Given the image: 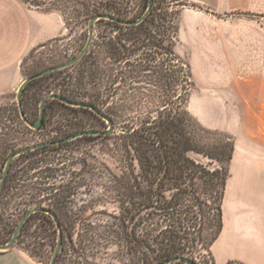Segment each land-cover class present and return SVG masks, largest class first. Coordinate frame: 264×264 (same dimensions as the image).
Wrapping results in <instances>:
<instances>
[{
    "label": "trees",
    "instance_id": "trees-1",
    "mask_svg": "<svg viewBox=\"0 0 264 264\" xmlns=\"http://www.w3.org/2000/svg\"><path fill=\"white\" fill-rule=\"evenodd\" d=\"M129 4L130 0H106V3L100 0L95 11L117 19L136 20L148 9L149 0H144L141 12L134 17H129ZM182 4L186 3L154 0L148 17L135 25L100 19L98 22L109 26L107 35L98 44L107 52V73H100L98 67L89 64L86 54L76 64L80 67L78 75H63L65 69L55 71L29 83L23 93L24 109L30 119L26 91L30 85L41 82L47 84L49 91L40 105L54 93L93 104L105 112L99 88L92 93L88 86L107 76L105 113L115 125L114 131L107 134V155L111 161L107 163V197L121 210V217L115 216L119 223L112 222L111 233L142 264H157L178 255L195 260V254L220 237L230 164L235 155V143L230 136L204 128L188 109L195 83L191 65L177 51ZM58 75L61 79L54 88L51 81ZM55 106L98 116L89 108L73 107L54 98L46 104L42 126L51 117L50 108ZM82 126L67 124L62 128L63 138L87 130ZM32 165L30 170L35 169L36 163ZM10 173L0 199L8 188ZM43 185L35 181L25 185L34 192L31 201L38 199L37 195L45 189ZM68 186H64L63 194L52 204L36 203L55 212L63 230L64 217L75 204ZM88 207L89 204L82 205L77 210ZM89 253L85 249L78 251V256L83 259ZM237 263L245 264L239 261L227 264Z\"/></svg>",
    "mask_w": 264,
    "mask_h": 264
},
{
    "label": "rangeland",
    "instance_id": "rangeland-1",
    "mask_svg": "<svg viewBox=\"0 0 264 264\" xmlns=\"http://www.w3.org/2000/svg\"><path fill=\"white\" fill-rule=\"evenodd\" d=\"M21 1L34 10L57 14L63 28L58 36L34 46L16 75H0V85L8 86L0 88V182L13 153L22 148L63 138L62 128L67 124L78 123L87 130L109 128L107 120L100 116L83 111L63 110L56 106L50 108L51 117L40 129L30 127L22 119L17 100L19 86L27 77L64 63L81 52L89 38L90 19L99 14L95 11V4L100 0ZM180 1L187 5L181 6L177 51L191 65L195 83L188 109L204 128L230 136L236 151L235 134L220 125L210 127L201 119L210 125H218L222 122L221 115L223 118L227 117L231 109L237 111L246 105L253 108L264 99V7L261 11L254 10L251 5L236 0V3H232L234 8L219 11L190 0ZM143 2L144 0H130L129 17L141 12ZM195 3L199 6H194ZM184 9L201 11L207 16V20L226 24L218 32L226 35L224 42L227 45L219 46L218 51L213 44H208L207 55L197 53L183 26L181 36ZM107 31L109 26L106 22L96 23L93 44L87 53L89 64H93L94 68L98 67L100 73H107V52L98 46ZM77 66L65 69L63 75H78L80 67ZM60 79L61 75L52 79L54 88ZM96 87L100 90L98 94L104 102L103 109L106 112L107 76L95 79L93 85L88 86L92 93L97 92ZM47 91L49 88L44 82L34 83L27 89V112L31 120L38 118L40 100ZM207 97L217 102L208 105L205 101L201 105L200 102ZM63 116L65 120L62 119ZM107 144V135H90L70 141L65 146L46 145L18 156L10 170L8 188L3 191L0 199V244L8 243L7 240L13 237L24 215L38 206L36 203L52 204L55 198L63 194L64 186L69 185L68 193L75 204L63 220L64 240L56 264H142L128 253L124 242L120 243L111 233L114 229L112 222L119 223L115 216L120 218L121 210L107 197V163L111 162L107 155ZM32 163H36V167L30 170ZM231 165L232 162L230 168ZM41 176L45 178L41 180ZM34 181L43 182L45 189L37 195L36 201H31L34 192L28 191L25 185ZM87 204V209L77 210ZM58 239L59 230L54 218L38 212L31 216L15 245L9 250L21 253L31 264H51ZM85 249L91 253L84 255L82 259L78 256V251ZM5 251L8 250H0ZM194 258L196 264H216L210 245L203 252L195 254ZM77 260L80 263H74Z\"/></svg>",
    "mask_w": 264,
    "mask_h": 264
},
{
    "label": "crops",
    "instance_id": "crops-1",
    "mask_svg": "<svg viewBox=\"0 0 264 264\" xmlns=\"http://www.w3.org/2000/svg\"><path fill=\"white\" fill-rule=\"evenodd\" d=\"M190 1L219 11L234 8L232 3H236V0ZM238 1L251 5L254 10L261 11L264 7V0ZM206 17L201 11L184 9L181 22V36L183 26L194 50L201 55L208 54V44H213L216 50L227 45L226 35L218 32L226 24ZM62 26L57 14L34 10L21 0H0V75H16L33 47L61 34ZM205 101L208 105L217 102L207 97L201 105ZM221 116L222 122L218 125L201 119L210 127L220 125L237 136L223 205V230L212 244L213 258L216 264L231 261L264 264V99L253 108L246 105L237 111L231 109L227 117ZM0 264L31 263L21 253L8 250L0 252Z\"/></svg>",
    "mask_w": 264,
    "mask_h": 264
},
{
    "label": "water",
    "instance_id": "water-1",
    "mask_svg": "<svg viewBox=\"0 0 264 264\" xmlns=\"http://www.w3.org/2000/svg\"><path fill=\"white\" fill-rule=\"evenodd\" d=\"M153 6H154V0H149L148 9L145 11V13L140 18H138L136 20L117 19L116 17H112L110 14H105V13H101V14H97V15L93 16L89 22V38H88V41H87L85 47L81 50V52L78 55L74 56L73 58H71L70 60H68L64 63L48 67V68H46V69H44V70H42L36 74H33V75L27 77L25 80H23V82L21 83V85L19 86V89H18L17 100H18L20 115H21L22 119L30 127L34 128V129H40L41 128L43 121H44L46 104L50 99L56 98V99L61 100L64 103H66L67 105H70L73 107H85V108L91 109L98 116L107 120V122L109 123V128L107 130H98V129L81 130V131H78L74 134H71L65 138L50 141V142H47L44 144H38V145L22 148V149L16 151L15 153H13L10 156L8 163L5 167L4 175H3L2 180L0 182V192L2 191V189L6 183L7 177L10 173V170H11V167H12L14 160L18 156H21L22 154L34 151V150L39 149V148H42L46 145H55V144L67 143V142L73 141L77 138L84 137V136H90V135H107V134H110L114 131L115 125H114L113 120L109 116H107V114L105 112L101 111L97 106L90 104V103H87V102L74 101V100H71L67 97L60 95V94H54V93L46 96L42 100L41 105H40V116H39L38 120L33 121L27 116V114L25 112L24 104H23V93L25 91L26 86L29 83H31L32 81L39 79V78H42V77H44L50 73H53L55 71H59V70H63V69L72 67L75 64L79 63L91 49V46L93 44V40L95 37L94 28H95L96 23L100 19H112V20H117L123 24L135 25V24L141 23L142 21H144L148 17V15L153 10ZM37 212H43V213L51 215L57 224V227L59 230V239H58V244H57V247H56L54 256L52 258V262H51V264H56V261H57L58 255L62 249L63 240H64L63 228L61 226V222H60V219L57 216V214L55 212H53L52 210H50L46 207H43V206L34 207L24 215V217L21 219L13 237L11 238V240L7 244H0V250H9L15 245L24 224L33 214H35ZM176 261H179V262L182 261V262H185L186 264H196V261H194L193 259H191L189 257H185V256H180V255L174 256L173 258H170L164 262L157 263V264H172Z\"/></svg>",
    "mask_w": 264,
    "mask_h": 264
},
{
    "label": "flooded vegetation",
    "instance_id": "flooded-vegetation-1",
    "mask_svg": "<svg viewBox=\"0 0 264 264\" xmlns=\"http://www.w3.org/2000/svg\"><path fill=\"white\" fill-rule=\"evenodd\" d=\"M28 153H29V152H28ZM25 154H27V153H25ZM22 155H24V154H22ZM22 155H21V156H22ZM13 163H14V162H13ZM12 165H13V164H12ZM7 178H8V177H7Z\"/></svg>",
    "mask_w": 264,
    "mask_h": 264
}]
</instances>
